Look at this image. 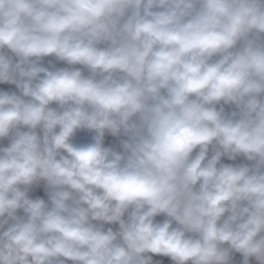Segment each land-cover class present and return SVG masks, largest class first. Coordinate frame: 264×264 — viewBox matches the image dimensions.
Returning <instances> with one entry per match:
<instances>
[{
    "label": "clouds",
    "instance_id": "obj_1",
    "mask_svg": "<svg viewBox=\"0 0 264 264\" xmlns=\"http://www.w3.org/2000/svg\"><path fill=\"white\" fill-rule=\"evenodd\" d=\"M0 264H264V0H0Z\"/></svg>",
    "mask_w": 264,
    "mask_h": 264
}]
</instances>
